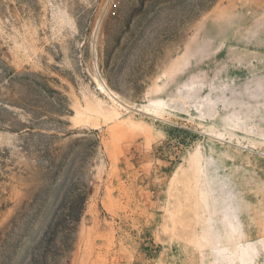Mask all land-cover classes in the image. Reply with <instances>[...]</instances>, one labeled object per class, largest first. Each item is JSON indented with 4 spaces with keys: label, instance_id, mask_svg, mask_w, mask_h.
I'll return each instance as SVG.
<instances>
[{
    "label": "rangeland",
    "instance_id": "1",
    "mask_svg": "<svg viewBox=\"0 0 264 264\" xmlns=\"http://www.w3.org/2000/svg\"><path fill=\"white\" fill-rule=\"evenodd\" d=\"M0 264H264V0H0Z\"/></svg>",
    "mask_w": 264,
    "mask_h": 264
},
{
    "label": "trees",
    "instance_id": "2",
    "mask_svg": "<svg viewBox=\"0 0 264 264\" xmlns=\"http://www.w3.org/2000/svg\"><path fill=\"white\" fill-rule=\"evenodd\" d=\"M214 1V0H212ZM174 130H182V129H179L178 127H172L171 130L169 131V134L174 131ZM182 143H184L185 141H180ZM53 228V226H51ZM38 248L42 249L41 253H42V257L40 259V261H42V259L46 258L47 255L51 252V246L50 247H47L46 244H44V241H41L40 244L38 245Z\"/></svg>",
    "mask_w": 264,
    "mask_h": 264
},
{
    "label": "built area",
    "instance_id": "3",
    "mask_svg": "<svg viewBox=\"0 0 264 264\" xmlns=\"http://www.w3.org/2000/svg\"><path fill=\"white\" fill-rule=\"evenodd\" d=\"M121 5V0H106V7L109 10H117Z\"/></svg>",
    "mask_w": 264,
    "mask_h": 264
},
{
    "label": "bare ground",
    "instance_id": "4",
    "mask_svg": "<svg viewBox=\"0 0 264 264\" xmlns=\"http://www.w3.org/2000/svg\"><path fill=\"white\" fill-rule=\"evenodd\" d=\"M99 83H100V87H101L102 89H104V87L102 86L101 81H100ZM109 93H111V92H109ZM112 96H113V94H112ZM153 102H154V103H159V101H153ZM143 109H145V111L148 112V113H154V112H157V108L154 107L153 105H150V106H144ZM239 252H240V250H239ZM244 254H246V253L244 252Z\"/></svg>",
    "mask_w": 264,
    "mask_h": 264
}]
</instances>
